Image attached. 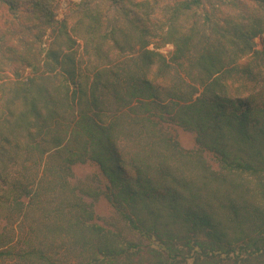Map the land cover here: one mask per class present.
<instances>
[{
  "label": "trees",
  "instance_id": "trees-1",
  "mask_svg": "<svg viewBox=\"0 0 264 264\" xmlns=\"http://www.w3.org/2000/svg\"><path fill=\"white\" fill-rule=\"evenodd\" d=\"M58 2L0 0V264H264V0Z\"/></svg>",
  "mask_w": 264,
  "mask_h": 264
},
{
  "label": "rangeland",
  "instance_id": "rangeland-1",
  "mask_svg": "<svg viewBox=\"0 0 264 264\" xmlns=\"http://www.w3.org/2000/svg\"><path fill=\"white\" fill-rule=\"evenodd\" d=\"M79 1L80 0H59L56 7V20H61L64 17L67 9L70 7V4H75ZM255 42L258 43L259 39L256 38ZM151 48L152 46L150 47V49ZM171 51V46H165L159 49V52L165 56H168ZM24 75H26V73H24ZM173 75L174 74L172 73V76ZM167 130L173 137L176 138V140L184 150H192L195 148V139L193 134L185 132L180 128L174 126L168 127ZM72 173L73 178L71 179V184L76 187H83L84 185H89L90 183H92V178H94L93 176H96L95 174L97 173V170L95 166L89 163L77 164L72 168ZM85 200L93 204L96 220L99 224L108 226L109 224L115 222L116 215L103 198H100L96 201H93L91 198H85Z\"/></svg>",
  "mask_w": 264,
  "mask_h": 264
}]
</instances>
